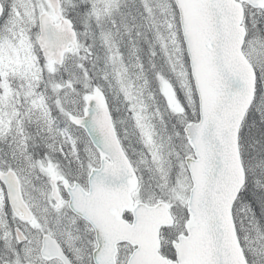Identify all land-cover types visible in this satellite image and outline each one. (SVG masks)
Returning a JSON list of instances; mask_svg holds the SVG:
<instances>
[{"label":"snow or ice","instance_id":"1","mask_svg":"<svg viewBox=\"0 0 264 264\" xmlns=\"http://www.w3.org/2000/svg\"><path fill=\"white\" fill-rule=\"evenodd\" d=\"M0 264H264V0H0Z\"/></svg>","mask_w":264,"mask_h":264}]
</instances>
